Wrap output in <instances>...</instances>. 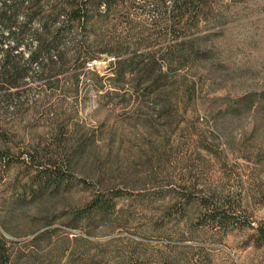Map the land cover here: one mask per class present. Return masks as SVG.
<instances>
[{"label":"rangeland","instance_id":"rangeland-1","mask_svg":"<svg viewBox=\"0 0 264 264\" xmlns=\"http://www.w3.org/2000/svg\"><path fill=\"white\" fill-rule=\"evenodd\" d=\"M124 2L116 40L154 52L164 74L132 97L81 82L82 102L58 111L65 134L40 144L60 174L27 183L16 169L0 191L11 264H113L117 250L143 264H264V0H217L171 30L164 8ZM111 59L89 65L102 76ZM97 195L108 210L92 208Z\"/></svg>","mask_w":264,"mask_h":264},{"label":"trees","instance_id":"trees-1","mask_svg":"<svg viewBox=\"0 0 264 264\" xmlns=\"http://www.w3.org/2000/svg\"><path fill=\"white\" fill-rule=\"evenodd\" d=\"M144 1V5L150 1L154 9L170 12V30L175 19L181 26L185 17H199L220 6L217 0ZM128 7L124 0H0V191L15 184L16 169L29 170L27 183L42 184L45 177L60 174L59 165L50 161L40 144L47 136L65 134L60 132L65 119L58 111L82 102V81L87 90L132 97L142 87H150L153 77L164 74L154 52L146 55L139 47L130 52L124 41L116 40L114 31L124 28L122 14ZM147 12L143 9L141 14ZM110 57L111 69L105 75L100 76L89 65ZM71 134L66 131V136ZM20 140L28 144L20 147ZM196 202L203 204V199ZM109 207L99 195L92 201V208L105 211ZM48 232L40 231L35 239ZM74 240L100 243L82 235ZM8 241L0 232L2 264H11ZM111 262L143 264L140 253L135 256L118 250Z\"/></svg>","mask_w":264,"mask_h":264}]
</instances>
